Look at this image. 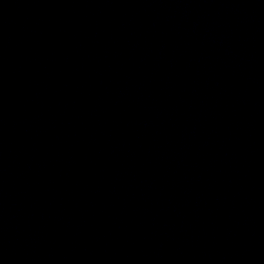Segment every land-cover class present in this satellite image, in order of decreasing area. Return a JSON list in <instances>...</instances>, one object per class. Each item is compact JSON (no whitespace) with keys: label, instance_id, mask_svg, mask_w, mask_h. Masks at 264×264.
<instances>
[{"label":"water","instance_id":"1","mask_svg":"<svg viewBox=\"0 0 264 264\" xmlns=\"http://www.w3.org/2000/svg\"><path fill=\"white\" fill-rule=\"evenodd\" d=\"M0 264H264V0H0Z\"/></svg>","mask_w":264,"mask_h":264}]
</instances>
